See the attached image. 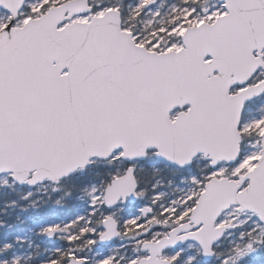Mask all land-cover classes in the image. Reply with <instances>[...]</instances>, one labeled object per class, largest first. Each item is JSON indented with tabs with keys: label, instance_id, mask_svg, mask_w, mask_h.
<instances>
[{
	"label": "snow or ice",
	"instance_id": "6c2138e0",
	"mask_svg": "<svg viewBox=\"0 0 264 264\" xmlns=\"http://www.w3.org/2000/svg\"><path fill=\"white\" fill-rule=\"evenodd\" d=\"M0 264H264V0H0Z\"/></svg>",
	"mask_w": 264,
	"mask_h": 264
}]
</instances>
